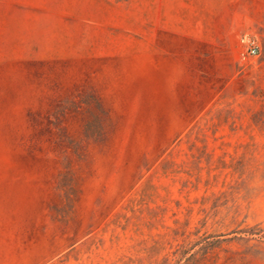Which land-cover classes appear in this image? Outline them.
<instances>
[{
  "label": "rangeland",
  "instance_id": "rangeland-1",
  "mask_svg": "<svg viewBox=\"0 0 264 264\" xmlns=\"http://www.w3.org/2000/svg\"><path fill=\"white\" fill-rule=\"evenodd\" d=\"M0 264H264V0H0Z\"/></svg>",
  "mask_w": 264,
  "mask_h": 264
},
{
  "label": "built area",
  "instance_id": "built-area-1",
  "mask_svg": "<svg viewBox=\"0 0 264 264\" xmlns=\"http://www.w3.org/2000/svg\"><path fill=\"white\" fill-rule=\"evenodd\" d=\"M250 52H251L252 54H255V53H256V48H254V47L251 48V49H250Z\"/></svg>",
  "mask_w": 264,
  "mask_h": 264
}]
</instances>
